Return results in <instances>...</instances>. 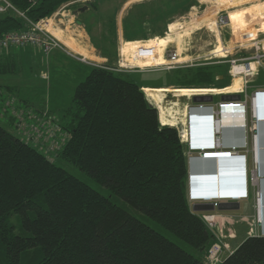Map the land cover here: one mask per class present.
<instances>
[{
    "label": "trees",
    "instance_id": "16d2710c",
    "mask_svg": "<svg viewBox=\"0 0 264 264\" xmlns=\"http://www.w3.org/2000/svg\"><path fill=\"white\" fill-rule=\"evenodd\" d=\"M5 1L12 7L0 13V37L25 31L30 23L51 18L80 0ZM158 3L149 17L154 25L160 24L155 29L142 25L150 23L143 21L146 13L143 17L136 12L144 5L130 11L123 21L127 41L164 36L171 20L192 6L176 12L173 1L167 7ZM104 34L107 45L97 48L109 63L84 67L86 77L75 89V112L55 117L48 111L46 119L59 128L55 141L61 135L56 159L0 124V264H207L209 248L218 242L215 228L190 201L188 144L177 127L161 122L158 106L144 91L161 87L138 84L124 71L109 69L116 68L114 20ZM224 66L178 68L174 85L225 84L229 79ZM61 159L110 194L58 165ZM113 197L157 221L201 255L171 241ZM222 264H264V236H249Z\"/></svg>",
    "mask_w": 264,
    "mask_h": 264
},
{
    "label": "rangeland",
    "instance_id": "374dc122",
    "mask_svg": "<svg viewBox=\"0 0 264 264\" xmlns=\"http://www.w3.org/2000/svg\"><path fill=\"white\" fill-rule=\"evenodd\" d=\"M158 1L166 5L164 7L169 6L171 1H173L174 6L171 8L176 12L179 9L182 10L183 7L192 5L188 11L181 12L175 16L167 27L168 31L164 36L160 37V39L169 37V44L168 46H165L163 53V56L166 58V64L168 63L167 60L170 55L173 52H177L182 63L181 67L193 65L198 66L206 63L223 64L225 65L224 69H227L225 77L226 79L231 80V78L234 79L232 77V61H242V55H246L248 57L257 56L258 53L259 55L264 53V0H81L80 2H77V4L71 3L63 6L56 13L60 12L62 14L71 10L72 13L74 11L80 14L82 9H90L89 13L91 14H89V16L81 14L79 18L75 17L73 19L76 22L77 20L79 22H87V32H85L86 37L89 38V43L92 42L96 48L97 44L98 46L107 45L102 42V37L105 36L104 32L107 30L108 23L114 20L117 28L116 49L114 50H116V53H119V56L116 58L118 59V61L116 60V64L115 59L113 60V62L115 61V65H113L117 69H120L121 65L128 63H126L128 55L123 51L124 48L121 49L118 46L119 35L123 34L124 36L123 21L128 19L127 17L131 10L138 7V5H144L143 8L137 9L136 12L143 14V17L144 13H146L143 21L147 19V21L150 22L149 17L152 13L151 11L153 9L158 10L159 8ZM230 2H232V4ZM138 16L141 17V15ZM150 23L143 24L142 22V25H144V27L147 26V29H155L160 26V24L154 25L153 23ZM70 24L71 25L69 26H75L73 28L78 30L77 25L72 24V22ZM67 32L68 36L75 38H77V35L79 34L78 31L74 32L70 29V27ZM74 33H76V35L72 36ZM149 34L153 36V33L150 31ZM111 38H113V36ZM75 46L77 47V44ZM221 46L228 48L224 56H219L214 53ZM97 49L96 54L100 55V50ZM1 52L3 51H0V53ZM68 61L69 62H66L60 55H54L51 59V68L47 69L48 76L43 84L39 79L34 77L31 69L23 70L19 76L20 83L23 88L22 93H27L29 95V101L27 105H24L25 110H19L16 112L17 123H15V127L11 126L8 121L12 112L7 110L4 112L3 116H0V124L2 126L13 133H16L23 139H27L29 137L30 139L29 141L27 140L28 142H35L36 144L41 145L44 152L53 159H56L55 153L57 148L55 145L59 142V137L56 142L52 141L51 134L45 137V135H39L38 132L31 133L27 130L28 128L26 122H28L30 126L37 124L35 123L37 121H43L46 123L45 119L49 118L48 111L50 110L51 115L55 117L65 115L70 110L71 113L75 112V89L76 86L85 79L86 70H82L81 68L74 66L71 63V60ZM96 61L97 62L94 63L100 65H107L109 63L108 61H102L101 59H96ZM128 61L131 63L128 65H133L132 63L137 64V62H133L129 58ZM48 64L49 60H46L47 68H49ZM128 65L127 68L130 67ZM167 68L168 67L166 66H160L149 70H139L132 69L131 67V69L124 72L126 73V78L135 80L138 84L150 82L161 88H180V86L174 85V82L176 81L174 71L176 68ZM133 71L139 72L131 73ZM49 73L52 76L51 81L49 80ZM230 80L226 81L225 84L230 82ZM145 92L152 100H154V102L157 103L156 105L158 106L161 122L169 126H177L180 121L179 119L182 120L185 115L184 111L180 112L178 107L182 106V104L186 101V96L189 97L190 93L185 92V95H182L181 93L168 92L163 94L164 96L158 95V99L161 102L162 107L166 110L165 115H163L161 106L154 99V96L147 91ZM38 114L41 116L38 117ZM26 115H28L27 119L25 117ZM37 129L38 131H41L44 127L43 125H39ZM57 164L67 169L71 174L88 183L102 194H110L106 187L97 184L86 172H83L78 167L62 159L57 160ZM113 200L117 204L123 205L130 213L162 233L171 241L177 243L191 254L195 256L201 255V252L198 249L193 248L181 240L174 233L162 227L157 221L151 219L146 214L131 207L129 204L124 202L123 199L113 197ZM242 203H244L243 200ZM14 221L17 222L16 219ZM230 230L232 229H228L226 238H230V236L234 234L233 244H241V242L251 236L249 232H254L253 225H251V223L246 224L244 222H240L237 225V228L232 231ZM233 231H235V233ZM220 258L223 261L225 257L221 254ZM205 260L207 262V255Z\"/></svg>",
    "mask_w": 264,
    "mask_h": 264
},
{
    "label": "crops",
    "instance_id": "0c3cea01",
    "mask_svg": "<svg viewBox=\"0 0 264 264\" xmlns=\"http://www.w3.org/2000/svg\"><path fill=\"white\" fill-rule=\"evenodd\" d=\"M89 12L90 9L87 8L82 9L80 14L74 11L72 13V11L69 10L62 14L60 12L55 13L51 18L46 19L47 28L62 41L65 45L64 49H55L50 54H46L42 49L34 46H12L0 53V116H3L4 112L7 110L12 112L8 119L11 126L15 127V123H17L16 112L22 109L25 110L24 105H27L29 101V95L27 93H22L23 88L20 83L19 76L23 70L31 69L34 77L39 79L43 84L48 76L47 69L51 68V59L54 55L62 56L66 62L71 60L74 66L82 70H84V67L96 66V63H94L97 62L96 59H101L102 61L109 60L101 54V51L100 55L96 54L97 48L92 42L89 43V38L86 37L85 34V32H87V22H79L78 20L76 22L73 19L75 17L79 18L81 14L89 16V14H91ZM71 22L77 25L78 30L73 28L75 26H69ZM68 26L74 32H79L77 38L68 36ZM75 35L76 33L72 36ZM160 37L161 36H156L147 40L127 41L123 34H121L119 35L118 46L122 49L138 44L152 43L162 40ZM76 44L77 48L83 51L82 54L71 48V46H75ZM168 44L166 46H168ZM137 54L127 57L126 61H128L129 58L131 61H135L137 64L141 65L142 62L149 58L146 53L144 55L141 53V56L139 53ZM118 56L119 53H117V58ZM139 57L144 58L139 59ZM253 57L255 56L247 57L246 55H242V59L251 58L249 62H251L253 68L258 69V71L248 76L236 75L233 77L232 75L234 79H229L230 82L226 84L191 89L182 88L181 86L177 89L150 87L144 90L154 96V99L161 106L163 115H165V108L162 107L155 92L162 90L181 93L182 95H185V92L190 93L188 94L191 97L186 96V101L182 106L178 107V109H180V112L184 111L185 113L183 119H179V123H183L187 130L186 143L188 144L191 154L189 158V192L192 199L191 203L192 205L202 203L204 198H210L217 201L219 204L225 202L238 203L237 207L231 209H215L211 211V213L215 214L218 218L217 226L214 230L217 234L218 242L223 246L222 255L224 257L233 252L239 245L238 243L233 244L234 234L231 235L230 238H226V235L229 228L232 230L237 228L240 222L246 224L251 223V225H253L254 232H249L251 236H264V58L259 65L256 60L252 59ZM81 58L85 59V61L80 60ZM46 60H49V68L46 67ZM116 60L118 61V59ZM165 63L166 58L164 63L157 65ZM142 66H144V64H142ZM179 68H187V66ZM136 72L139 71H133L131 73ZM51 79L52 76L49 73V80L51 81ZM153 85L156 84L153 83ZM195 96H202V101L200 103L195 102ZM253 97L256 99L252 100ZM240 101H243L245 104L246 124L226 125L220 133L216 132L214 128L216 121L214 111L217 109L219 103ZM155 104L157 103L155 102ZM200 105H203V108H201ZM231 113L232 111H225L224 116L227 115L232 117L230 115ZM256 115L259 121L257 140L254 137L256 132L254 125ZM236 117L241 119V115ZM218 136L221 148L230 150L233 147H237L239 151L238 154L231 159L224 160L201 159L199 157V149L201 147H205L209 150L218 149ZM258 191L262 194V207L260 209L262 216L261 223L257 221L259 214L258 206L260 205H257L256 193ZM234 197L242 198L233 201ZM242 200L244 203H242ZM233 232L235 233V231Z\"/></svg>",
    "mask_w": 264,
    "mask_h": 264
},
{
    "label": "built area",
    "instance_id": "2783aa9c",
    "mask_svg": "<svg viewBox=\"0 0 264 264\" xmlns=\"http://www.w3.org/2000/svg\"><path fill=\"white\" fill-rule=\"evenodd\" d=\"M2 2H4L5 4L1 5L0 4V13H4L8 10V8H11V4L8 3L5 0H0ZM12 46H34V47H38L40 49H42L46 54H50L53 50L55 49H64L65 45L62 43V41H60L48 28H47V21L46 20H41L40 22L37 23H30V26L27 30L25 31H15V32H11L8 33L2 37H0V49L2 50H7ZM258 48V47H257ZM149 53H151V55L154 53V51H149ZM79 58V57H77ZM144 58V57H139V59ZM264 58V53L262 55H257L255 57H253V60H256V62L260 65L262 63V60ZM80 60L85 61V59L81 58ZM237 60V61H232V75L233 77L236 75H252L255 74L258 69H254L251 62H249L251 60L250 59H241ZM128 62V63H127ZM167 64H162V65H139L136 63H132L133 65H128L131 64L129 61H126L127 64L121 65L120 69L117 68H109L115 71H127L129 69H139V70H149L151 68H156V67H160V66H166L168 67L167 69H172V68H178L181 67V61L179 58V55L177 52H173L169 59L167 60ZM127 65L130 66L127 68ZM96 66H104V65H100V64H96ZM105 67V66H104ZM256 98L253 97L252 100H255ZM201 108H203V105H200ZM237 111L238 115H241V124H246L245 123V104L243 101L240 102H222L219 103L217 109L214 111V114L216 116V123L219 122V117H220V112H224V111ZM236 115V116H238ZM222 117V116H221ZM47 119H45L46 121ZM51 120V119H49ZM49 120L46 121V123H44L43 121H39L37 124H33V125H29L28 122H26L27 125V130L31 133H36L38 132L39 135H42L45 137H47L48 135L51 134V138L52 141H55V135L56 132H58L59 128L57 127V125H54L52 122H50ZM52 124V125H51ZM258 124L259 121L257 119V115L255 116V121H254V125H255V139H258ZM39 125H43L44 129H41V131H38L37 127ZM35 126V127H34ZM179 129V133L180 136L182 138V140L184 142H186V136H187V130L184 126L183 123H179L177 126ZM27 131V134H28ZM215 131L219 133V130L217 128H215ZM59 137H61V135L59 134ZM29 137L27 139H24L25 141H29ZM27 141V142H28ZM34 141V139H33ZM218 146L216 150H209L206 149L205 147H201L199 149V156H202L203 158H209L211 154H227L230 156H235L238 154V149L237 147H233L230 150H227L225 148H221L220 147V141H219V136H218ZM57 142V140H56ZM35 145H39L36 144L35 142H33ZM56 148L60 147V142H57V144L55 145ZM256 197H257V205L258 206V210H259V214L257 217V221L261 223L262 221V216H261V204H262V194L261 192H257L256 193ZM242 197H234V200H240ZM206 201H211L215 203V206L217 205V201L211 200V199H206ZM203 220L207 223V225L210 228H216L217 226V222H218V218L215 214L211 213V212H206L203 213L202 215ZM222 249L223 246L220 244V242L214 243L208 251L207 254V264H222V259L220 258V255L222 254Z\"/></svg>",
    "mask_w": 264,
    "mask_h": 264
},
{
    "label": "bare ground",
    "instance_id": "6f19581e",
    "mask_svg": "<svg viewBox=\"0 0 264 264\" xmlns=\"http://www.w3.org/2000/svg\"><path fill=\"white\" fill-rule=\"evenodd\" d=\"M168 43H169V38H166V39H162V40H159V41H154L152 43H145V44H138L136 46L124 47V50L123 51L125 52V54L128 55V57H130L131 55H136L137 53H139L140 56H141V53H143L142 55H144V52H145L148 55L149 58H148V60H145L144 62H142V64H144V65H148V64H150V65H154V64L157 65V64H160V63H164L165 62V58L163 56V53H164V48H165V46ZM222 46L219 47L215 52L214 51L213 52L215 54H218L219 56H224V54L226 53V51L228 50V48H224ZM71 48L74 51L80 52L81 54L83 53L82 50H80L79 48H77L75 46H71ZM149 51H154V53L151 55V53H149ZM137 56H138V54H137ZM165 92H170V91H162V90H160L158 92H155V95L158 97V95H162ZM165 111L166 110H164V114H165ZM236 113H238V112L237 111H233L230 114L232 117L227 116V115L224 116L223 120H224V125L225 126L226 125H232L233 126V125H239V124H241V119L236 117V115H238ZM206 159H213V158L212 157H209V158H206ZM211 204H213L215 206V203H211ZM217 205H220V204L217 202ZM199 212H211V211H199Z\"/></svg>",
    "mask_w": 264,
    "mask_h": 264
},
{
    "label": "water",
    "instance_id": "95a60500",
    "mask_svg": "<svg viewBox=\"0 0 264 264\" xmlns=\"http://www.w3.org/2000/svg\"><path fill=\"white\" fill-rule=\"evenodd\" d=\"M202 98H203L202 96H195L194 97V101L197 102V103H200L202 101ZM224 159H228V158H222V159H214L213 158V159H208V160H224ZM237 206H238V203L225 202V203H221L219 206H217V208L219 210H227V209H231V208H234V207H237ZM193 209L195 211H214L216 208L211 203H201V204H195L193 206Z\"/></svg>",
    "mask_w": 264,
    "mask_h": 264
},
{
    "label": "clouds",
    "instance_id": "9594fccd",
    "mask_svg": "<svg viewBox=\"0 0 264 264\" xmlns=\"http://www.w3.org/2000/svg\"><path fill=\"white\" fill-rule=\"evenodd\" d=\"M224 112H220V117H219V122L216 123L217 121H215V126L214 128H217L219 130V133L222 131L223 127L225 126L224 125ZM222 116V117H221ZM186 143V142H185ZM188 156L190 158L191 154H190V151L188 152ZM201 159L203 160H208L206 158H203L202 156H199ZM210 157L214 158V159H222V158H228V159H231L233 158V156H230V155H227V154H211ZM206 199H210V198H204L202 203H214V202H211V201H206ZM212 200V199H211ZM190 201H192L191 199V196H190ZM233 201H237V200H234L233 198ZM197 204H201V203H197ZM194 206V205H193ZM219 206V205H218ZM216 209H217V206H214Z\"/></svg>",
    "mask_w": 264,
    "mask_h": 264
}]
</instances>
